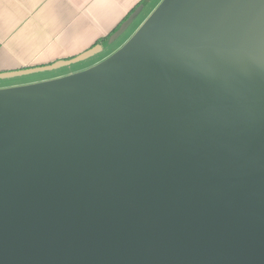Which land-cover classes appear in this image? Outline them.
Masks as SVG:
<instances>
[{
	"label": "water",
	"instance_id": "1",
	"mask_svg": "<svg viewBox=\"0 0 264 264\" xmlns=\"http://www.w3.org/2000/svg\"><path fill=\"white\" fill-rule=\"evenodd\" d=\"M210 2L211 0H201L196 11L187 10L184 15L190 20H195ZM140 10L141 6L135 8L121 21L114 32L109 35L107 43L117 40L136 19ZM151 21L149 29L152 31L148 32L144 38H137L142 31L140 30L133 38L136 39V42L124 46L111 56L112 58L110 57V59H117L125 55L136 60L132 64L143 62L141 68L133 71L127 67L122 70L118 63L112 64L111 71L114 74L107 77L112 80L115 94L131 92L136 89L137 96L146 97L147 104L145 103L143 107L147 108L149 104V111L156 110L155 114L160 112L161 120L157 124L162 127L169 143L176 141L181 143L178 145L179 147L211 149L214 152L207 156L211 166L207 172L209 174L207 182L213 188L210 192H214L218 201H223L222 206L226 210L223 215L227 218L233 211L234 204L227 192H230L234 198V192L243 185L233 189L234 186L227 180H218L216 179L217 175L214 174L220 170L223 172L224 164L235 166V170L239 172L244 169L246 163H250V166L252 165L250 169L259 177L260 181H264V100L256 98L257 100L250 102L249 106H246V103L231 100L224 94V91L220 92L218 89V92L215 91V85H212L216 84L215 79L210 72L203 71L201 80H204V83L197 81L192 67H190L187 76L181 75L177 63V49L173 47L177 45V42L171 40L164 25L157 23L156 19ZM163 36H167L168 40L162 50L160 43L164 41ZM102 50V44L98 43L71 58L56 60L41 66L0 72V79L57 69L84 60ZM140 56L142 62L137 60ZM128 58L127 62L129 63ZM157 63H164L165 66L160 68L159 65H156ZM169 68H174L175 73L167 90L164 84L163 86L159 85L158 78ZM217 68L219 67L212 71ZM184 72L186 71L184 70ZM77 77V74L69 76L71 84L68 85L65 84L66 78L64 80L59 78L56 81L6 88L0 91V264H169V260L172 261L171 264H198L193 262L196 258H192L197 254L195 253L197 244L188 238L190 236L184 229L187 224L184 213L187 203H185L183 195L184 192H192L194 186L183 171L185 161L181 155L172 157V163L177 169L176 189L170 190L167 186V193L164 190L167 203V206L165 203V209L171 211L170 205L175 203L177 213L173 212V219L181 214L173 224L165 223L166 227L163 231L166 234L163 245L167 248L166 254L159 253V256L153 258L142 252L141 246L149 245V242L146 243V241L137 249V254L141 256L139 258L125 256L94 243V241L97 243L108 241L103 235L114 242L117 236L112 234V229L116 220L119 219V212H115L113 208L110 209L109 206L106 209L101 208L99 197L95 195L96 190L105 193L103 198L106 195L110 200H114V204L118 207L122 206L124 198L128 200L133 194L138 195V193L114 192L113 194L112 188H109V184H107V173L96 154L93 153V149L98 152L97 149L100 146L89 144L93 142L103 145L105 134L111 138L112 132L109 134L107 127H94L87 133L81 129L80 132L72 130V128L77 129L79 124L85 126L95 119L104 120V117L107 119L106 107L108 105L117 106L119 103L115 101L114 94L103 87L106 78L99 75V77L93 76L77 80ZM161 86L163 90L165 89V93L158 92L156 96L150 93L153 89ZM250 101H252V97ZM38 113L43 116L40 123L35 121ZM176 121H181L187 124L185 127L190 128L187 141L193 143L192 147L178 141L176 130L173 129ZM69 122H72V125H69ZM34 128H37V132H34ZM61 128H65V130L62 131ZM75 132L79 133L75 135ZM135 133H138L136 127L134 128ZM94 134L97 135V138L87 144L91 147L86 151L81 147L82 159L86 160L88 171V175H86L88 177H86L83 172H79L81 170L79 166L76 170L73 163L70 164L73 160V157L71 158L73 144L80 145L89 137H93ZM23 135L24 141L18 145V148L17 146L13 147L15 141ZM90 149L91 151H89ZM113 150L110 151L113 152ZM160 150H151L150 152V157L154 158L153 166L157 159L164 161L166 149ZM50 156L56 160L57 165L73 167L72 172L69 171L71 174L69 183L71 184V180H74L72 187L78 192L74 207L89 222L84 226L87 229L84 235L70 237L62 234L57 227L53 229L56 214L53 212V205L49 198L41 201L40 206L36 205V195L33 202H29L28 199L24 200L25 192H36L35 188H30L28 184L20 186L13 180V176L8 177L2 173L3 169L14 170V167L23 166L25 174L33 172L35 175L38 170L45 167L42 163L46 162L43 160ZM246 185L243 187V194L250 192L251 185L249 183ZM222 187L224 190L221 189ZM254 188L257 189L258 184L254 185ZM246 190L248 192H245ZM47 195L49 192L43 194V196ZM142 201L143 198L140 200V205ZM128 202H125L126 205ZM129 205L131 207L130 202ZM3 207H10L14 211L7 213ZM35 207L39 209H35ZM114 208L116 209L115 206ZM236 210L231 213L233 221H236ZM16 211L18 212L14 214ZM134 212L133 209H130V212L127 210L126 214L130 215V221L136 225L141 220V211L134 208ZM14 215L18 223L14 229H11L10 223H12ZM248 220L250 244L261 234V230L257 228L258 224L260 223L264 228V222H257L249 218ZM243 221L244 217L240 222L243 223ZM207 222L209 221L207 220ZM140 229L145 235H149V222H146ZM231 235L235 236V239H243L244 227L231 229ZM258 240L264 242V234H261ZM232 242L233 251L245 248L244 244L238 246L235 240ZM252 245L250 244V246ZM262 246L245 264H264V245ZM225 252L227 254L224 257L209 256L200 264H230L229 248H225Z\"/></svg>",
	"mask_w": 264,
	"mask_h": 264
},
{
	"label": "rangeland",
	"instance_id": "2",
	"mask_svg": "<svg viewBox=\"0 0 264 264\" xmlns=\"http://www.w3.org/2000/svg\"><path fill=\"white\" fill-rule=\"evenodd\" d=\"M145 14H141L117 40L110 44L111 46L108 45V47L97 54L84 60L61 66L57 69L33 72L4 79L1 78L0 87L14 86L19 83L26 84L28 81L32 80L40 81L42 79L55 77L56 75H59L58 77L61 79L63 78V80L66 78L67 81L65 84L68 85L71 84L69 75L72 72L77 74V80H83L84 78H91L93 76L99 77V75L106 78L105 86L103 87L108 92L114 94L115 101L119 102L118 105H108L106 107L107 110L105 112L107 119L106 117H104V120L95 119L85 126L79 124L77 129L72 128V130L79 131L81 129L87 133L94 127H107V132H109V134L112 132L111 138L105 134L103 145L93 142L89 143L90 145L93 144V146H100V148L97 149L98 152H95L93 149V153L96 154L99 162L107 173V184H109V188H112L113 194L114 192H132L138 193V195L133 194L128 200L124 198L122 206L118 207L114 204V200H110L106 195L105 198H103L105 193L103 194L99 190H96L95 195L99 197L101 208L106 209L108 206L110 209L113 208L115 212H119V219L116 220L114 228L112 229V234L117 236L115 241L113 242L111 239L107 238L106 235H103L108 241L104 240L99 243L94 241L95 244L119 252L125 256L139 258L141 256L137 254V249L146 241V243L149 242V245L141 246L140 250L142 252L149 254V256L153 258L159 256V253L162 255L166 254L167 248L163 245L164 236L166 234V232L163 231L164 227H166L165 223L173 224L181 214L173 219V212L177 213V209L174 205L175 203H171L170 199L169 202L171 203L170 207H172V209L171 211L165 209L166 199L164 190L167 193L168 187L170 190L176 189V183L178 182L177 169L172 163V157L174 155H181L185 161L183 164V171L194 186L192 192H184L183 195L184 201L187 203L184 209L187 224L184 226V229L190 236L188 238L197 244L195 252L197 254L194 253L195 256L193 255L192 257L193 259L195 257L196 260L194 259L193 262L200 264V262L204 261L206 257L209 256L224 257L225 254H227L225 248H229L228 256L231 257L230 264H245L252 255L264 245L263 240H258L260 235L264 234V228L260 223L257 228L261 230V234L258 235L256 239H253L254 242L250 243L253 244L252 246L249 244L251 238H248V218L250 220L254 219L257 222H264V181H260L259 177L250 169L252 166H250V163H246L244 169L239 172L235 170V166L224 164L223 172L220 170L214 174L217 175L216 179H220L221 181L227 180L229 184L234 186L233 189L242 185L246 187V183L251 185L249 188L250 192H248V190L245 191L248 192L247 194H243L244 189L240 187L238 191L234 192V198L230 192H227L234 204L233 211L225 218L223 214L226 213V210L222 206L223 201H218L214 192H210L213 188L210 187L207 182V177L209 176L207 172L211 167L207 156L214 152L211 149L201 150L193 148V143L187 141L189 137L188 134L191 130L189 127H185L187 124L181 121H176L173 129L175 128L176 130L178 141L183 142L185 145H190L192 148L188 146H185L186 148L179 147L178 145L181 143L176 141H174V143H169L162 127L158 125L159 120H161L160 112L155 114L154 112L156 110L153 112L149 111V104L147 108L143 107L145 103L147 104L146 97L141 95L137 96L136 89L131 92L115 94L112 87V80H109V77H107L114 74V72L111 71L114 64L118 63V66L122 70L130 67L133 71L141 68V65H143L141 56L137 58V60L142 63L136 62L135 64H132L136 61L135 59L128 58L125 55L117 59H110V57L115 55L116 52L124 46L136 42V39L133 38L136 37L135 35L140 30L142 31L137 38H144L148 32L152 31L149 29V26L151 27L149 23H152L151 20L153 17L149 16V14ZM142 18H145V21H142ZM149 18H151L150 21ZM139 23L141 24L138 25ZM136 26L137 29L130 35ZM164 29H167V27ZM163 38L164 41L162 40L163 42L160 43V48L162 50L168 40L167 36H163ZM105 44L107 45V43ZM127 58L129 59V63L127 62ZM156 65H159L160 68L165 66L164 63H157ZM174 73V68L167 69L164 74L160 75L158 78L160 81L159 85L162 84L163 86L164 84L167 89ZM54 79L55 81L57 80V78ZM162 86L153 89L150 93L155 96L158 92L165 93V89L163 90ZM35 121L40 123L39 119ZM69 125H72V122H69ZM135 127L138 133L134 134ZM61 129L62 131L65 130V128ZM34 132H37V128H34ZM79 132H75V135ZM96 138L97 135L94 134L93 137H89L88 140L84 143H80V145L73 144L74 149L71 156L73 160L70 164L73 163L76 170H78L77 168L79 166L81 168L79 172H83L85 176L88 175V171L86 160L84 161L82 159V149L86 151L87 148H90L91 146L89 147L87 145L88 142ZM70 148H72V146H70ZM163 148L166 149L164 161L163 159H157L155 160V166H153L154 158L150 157L151 150L161 149L160 151H162ZM111 149H114L113 152L110 151ZM89 151H91V149ZM75 153L79 154L76 155ZM51 157L52 156L43 160L46 162L42 163L45 167L38 170V173L35 175L33 172L25 174L23 166L14 167V170L3 169L2 173H4L5 176L8 175V177L13 176V180L20 186L28 184L30 188H35L36 192H25L24 200L28 199L29 202H33L36 195V205L40 206L41 201L49 198V201L53 205V212L56 214V221L53 222V229L57 227L62 234L70 237L84 235L87 232L84 226L89 222L85 217L79 214L74 207L78 192L72 187L74 180H71V184L69 183L71 179L70 172H72L73 167L63 166V168L57 165V163H55L56 160H53ZM82 178L85 177L82 176ZM256 184H258L257 189L254 188ZM87 188H89L88 185ZM184 188L183 186V189ZM57 189L63 191H58ZM221 189L224 190V187ZM47 192H49V195L43 196V194ZM142 198L143 201L140 205V200ZM167 198H169L168 195ZM126 201L131 203V207L129 202L126 205ZM129 207L131 210L133 209V213L136 212H134V208L141 211V220L136 225L130 221V215L126 214L127 210L130 212ZM3 208L7 213L14 211L11 210L10 207ZM35 209L39 208L35 207ZM235 210V219L237 222L233 221V217L231 216V213ZM17 212L18 211L14 214ZM243 217L244 221L242 223L240 221ZM13 218L12 223H10L11 229H14L18 223V221L15 220V215ZM207 220L209 222H207ZM146 222H149V235H145L140 229ZM239 227H244V238L235 239V236H230V230ZM233 240L237 242L238 246L244 244L245 248L233 251ZM169 261L168 263L171 264L172 261Z\"/></svg>",
	"mask_w": 264,
	"mask_h": 264
},
{
	"label": "crops",
	"instance_id": "3",
	"mask_svg": "<svg viewBox=\"0 0 264 264\" xmlns=\"http://www.w3.org/2000/svg\"><path fill=\"white\" fill-rule=\"evenodd\" d=\"M200 1L0 0V72L76 56L105 42L129 12L141 6L134 21L146 13L167 27L177 42L173 47L181 75L187 76L192 67L197 81L204 83L202 74L210 72L215 91H224L231 100L246 106L256 98L264 100V0H211L195 20L188 19L184 12L196 11Z\"/></svg>",
	"mask_w": 264,
	"mask_h": 264
},
{
	"label": "flooded vegetation",
	"instance_id": "4",
	"mask_svg": "<svg viewBox=\"0 0 264 264\" xmlns=\"http://www.w3.org/2000/svg\"><path fill=\"white\" fill-rule=\"evenodd\" d=\"M112 32H114V31H112ZM112 32H111V34H112ZM109 35H110V34H109ZM108 37H109V36H108ZM108 37H107V39H108ZM107 39H106L105 42L100 43V44H102L103 49L106 48V47H108V45H109V44H107V45L105 44V43H107ZM110 44H111V43H110ZM51 81H52V80H51ZM45 82H46V81H42V82H40V83H45ZM37 84H38V83H37ZM11 88H13V87H11ZM38 114H39V113H38ZM39 116L41 117L42 115L39 114V115L36 116L35 118L38 119L37 117H39ZM39 120L42 121V120H43V116H42ZM23 139H24V135H23L19 140L15 141V144H14L13 147L17 146V148H18V145L21 144V143L24 141ZM8 149H9V148H8ZM8 149H7V150H8Z\"/></svg>",
	"mask_w": 264,
	"mask_h": 264
},
{
	"label": "trees",
	"instance_id": "5",
	"mask_svg": "<svg viewBox=\"0 0 264 264\" xmlns=\"http://www.w3.org/2000/svg\"><path fill=\"white\" fill-rule=\"evenodd\" d=\"M141 4H142V3H141ZM139 5H140V4H139ZM138 7H139V6H138ZM132 11H133V10H132ZM132 11H131V12H132ZM131 12H129V14H130ZM129 14H128V15H129ZM128 15H127V16H128ZM127 16H126V17H127ZM126 17H125V18H126ZM114 30H115V29H114ZM114 30H113V31H114Z\"/></svg>",
	"mask_w": 264,
	"mask_h": 264
}]
</instances>
